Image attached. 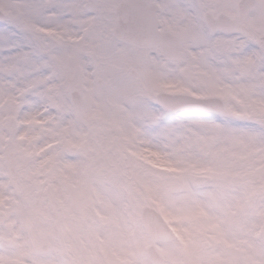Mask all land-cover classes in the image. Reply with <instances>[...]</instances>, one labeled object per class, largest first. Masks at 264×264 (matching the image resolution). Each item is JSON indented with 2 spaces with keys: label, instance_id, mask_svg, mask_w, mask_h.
<instances>
[{
  "label": "rangeland",
  "instance_id": "obj_1",
  "mask_svg": "<svg viewBox=\"0 0 264 264\" xmlns=\"http://www.w3.org/2000/svg\"><path fill=\"white\" fill-rule=\"evenodd\" d=\"M159 92L218 96L235 116L167 111ZM23 95L0 93V264H152L145 205L178 234L156 243L166 264H264L255 89L195 65L139 61L127 95L106 98L103 111L84 100L79 127Z\"/></svg>",
  "mask_w": 264,
  "mask_h": 264
},
{
  "label": "snow or ice",
  "instance_id": "obj_2",
  "mask_svg": "<svg viewBox=\"0 0 264 264\" xmlns=\"http://www.w3.org/2000/svg\"><path fill=\"white\" fill-rule=\"evenodd\" d=\"M113 8L111 0H0V93L23 91L33 109L79 127V102L103 111L106 98L129 93L139 61H166L264 96V0H148L123 23Z\"/></svg>",
  "mask_w": 264,
  "mask_h": 264
},
{
  "label": "water",
  "instance_id": "obj_3",
  "mask_svg": "<svg viewBox=\"0 0 264 264\" xmlns=\"http://www.w3.org/2000/svg\"><path fill=\"white\" fill-rule=\"evenodd\" d=\"M138 5H147L142 0H129L121 3L117 8L119 20L123 23L129 14ZM152 13L147 8L144 9V17L151 21ZM158 103L169 111L183 113H218L228 115L229 112L222 99L218 97H198L190 94H170L160 93L157 96ZM83 101L79 102L78 110H82ZM142 220L146 226L152 240H171L172 232L166 225L163 217L151 207H144L142 210ZM43 249H47L44 245ZM148 253L155 264L163 262V258L152 245L148 248Z\"/></svg>",
  "mask_w": 264,
  "mask_h": 264
},
{
  "label": "flooded vegetation",
  "instance_id": "obj_4",
  "mask_svg": "<svg viewBox=\"0 0 264 264\" xmlns=\"http://www.w3.org/2000/svg\"><path fill=\"white\" fill-rule=\"evenodd\" d=\"M209 248V246L208 245H206V246H198V247H195L194 249L195 250H197L198 249V251H200V252H204L206 249H208Z\"/></svg>",
  "mask_w": 264,
  "mask_h": 264
}]
</instances>
